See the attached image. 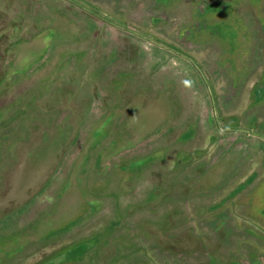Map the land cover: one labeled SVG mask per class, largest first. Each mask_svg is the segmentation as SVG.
<instances>
[{
	"label": "rangeland",
	"instance_id": "1",
	"mask_svg": "<svg viewBox=\"0 0 264 264\" xmlns=\"http://www.w3.org/2000/svg\"><path fill=\"white\" fill-rule=\"evenodd\" d=\"M0 264H264V0H0Z\"/></svg>",
	"mask_w": 264,
	"mask_h": 264
},
{
	"label": "trees",
	"instance_id": "2",
	"mask_svg": "<svg viewBox=\"0 0 264 264\" xmlns=\"http://www.w3.org/2000/svg\"><path fill=\"white\" fill-rule=\"evenodd\" d=\"M75 5H77V7H79V8H84L82 5H80V4H75ZM91 9V8H90ZM84 10H85V8H84ZM89 13H91V14H93V15H95V16H97L98 18H100V19H102V16L98 13V12H96V11H94L93 9L92 10H87ZM103 20V19H102Z\"/></svg>",
	"mask_w": 264,
	"mask_h": 264
}]
</instances>
